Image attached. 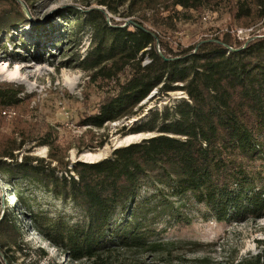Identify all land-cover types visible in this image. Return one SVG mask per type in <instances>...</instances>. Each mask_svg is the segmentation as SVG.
Listing matches in <instances>:
<instances>
[{
	"label": "trees",
	"instance_id": "16d2710c",
	"mask_svg": "<svg viewBox=\"0 0 264 264\" xmlns=\"http://www.w3.org/2000/svg\"><path fill=\"white\" fill-rule=\"evenodd\" d=\"M9 1L16 5L0 7V30L16 23L28 25L31 20L19 2ZM153 1L115 0L118 6H113L101 0V4L114 13L127 6L128 14H133L151 9ZM165 1L199 10L212 0ZM236 4L238 17H252L255 11L264 16L261 0L254 1L255 7ZM67 12L75 25L63 39L72 42L83 31L91 33V47L79 63L83 68L105 77L126 67L130 70L87 124L101 129L130 119L155 90L159 96L175 91L186 96L151 111L127 132L151 136L117 147L95 162L77 161L69 168L65 155L54 153L47 163L33 155L19 162L15 151L22 146L12 143L0 149V180L17 197L13 211H6L0 220V249L6 258L0 257V264H42L46 256L44 250L31 253L23 238L12 246L1 241L3 224L6 230L19 231L14 215L21 213L70 261L90 264H147L124 262L120 254L169 252L174 243L159 238V226L192 223L189 208L193 206L204 208L199 212L205 219L217 221L264 217V37L234 42L228 34L222 40H205L162 55L157 40L164 49L165 45L156 23L150 25L152 29L141 20L128 26L110 23L98 8L69 7ZM18 40L23 42V36ZM146 57L150 62L144 64ZM17 95V89L0 88V104H14ZM44 144L52 146L46 139ZM24 179L42 184L55 198L72 204L78 214L37 212L20 186ZM259 242L257 254L229 264H264V239ZM16 253L24 258L22 263ZM181 264L214 263L203 258Z\"/></svg>",
	"mask_w": 264,
	"mask_h": 264
},
{
	"label": "rangeland",
	"instance_id": "374dc122",
	"mask_svg": "<svg viewBox=\"0 0 264 264\" xmlns=\"http://www.w3.org/2000/svg\"><path fill=\"white\" fill-rule=\"evenodd\" d=\"M17 1L31 22L28 25L16 23L0 30V88L17 89L19 99L7 107L0 104V149L12 143L22 146L15 151L19 162L25 155H33L44 158L47 163L50 153L65 155L69 168L77 161L101 160L117 147L151 136L147 132H127L151 111L186 96L183 91L159 96L155 90L140 104L137 115L132 118L106 124L101 129L87 124L89 117L97 113L101 104L129 77L130 70L126 67L112 77H105L97 70L85 69L79 64L91 47V33L90 30L83 31L72 42L63 39L75 25L73 16L67 12L69 7L82 11L101 9L110 23L122 26L141 20L152 29L150 25L156 23L165 45L164 49L157 40L156 46L162 55L198 46L205 40H222L228 34L234 42L264 34V16L258 17V11L252 17L236 15V3L255 7V0H212L208 7L199 10H185L181 6H170L165 0H155L151 9L133 14H128L127 6H119L117 13L111 12L101 0ZM105 1L118 6L115 0ZM261 1L264 10V0ZM11 3L16 5L9 0H0V7ZM8 28L12 32H7ZM238 31L241 37L251 33L241 38ZM20 35L23 42L18 40ZM5 45L7 48L3 49ZM148 62L150 59L144 58L143 63ZM109 68H112L111 64H108ZM10 72H16L13 79L6 78ZM124 125L126 129H123ZM44 138L51 142V147L44 144ZM34 163L42 165L39 161ZM20 186L35 210L43 215L78 214L72 204L55 198L38 182L24 179ZM16 200L6 183L0 180V220L6 211L9 214L13 211ZM16 208H20L18 203ZM199 209L204 210L203 207L189 208L193 220L188 225L159 226V238L165 243H174L169 252H127L120 254V259L124 262L146 261L147 264H181L208 258L214 264H229L259 252V241L264 239V217L242 222L217 221L205 219ZM14 219L19 231L6 230L7 224H3L2 242L12 246L15 240L23 238L31 253L44 250L46 256L42 257V264H90L87 260L70 261L62 250L30 226L29 216L21 213L14 215ZM16 255L22 263L24 258L20 253Z\"/></svg>",
	"mask_w": 264,
	"mask_h": 264
},
{
	"label": "water",
	"instance_id": "95a60500",
	"mask_svg": "<svg viewBox=\"0 0 264 264\" xmlns=\"http://www.w3.org/2000/svg\"><path fill=\"white\" fill-rule=\"evenodd\" d=\"M26 15L28 16L27 13H26ZM28 18H30V17L28 16ZM257 37H264V34H258V35L251 36L250 38L247 39V42L249 40L254 39V38H257ZM228 48L231 49V50L233 49L232 47H228ZM144 138H147V136L144 137ZM131 143H133V142H131ZM131 143H128V144H131ZM85 162H95V161H85ZM0 256L2 257V259H4V261L6 260L5 255H4V253L1 250H0Z\"/></svg>",
	"mask_w": 264,
	"mask_h": 264
},
{
	"label": "bare ground",
	"instance_id": "6f19581e",
	"mask_svg": "<svg viewBox=\"0 0 264 264\" xmlns=\"http://www.w3.org/2000/svg\"><path fill=\"white\" fill-rule=\"evenodd\" d=\"M247 33H249V32H247ZM251 33V32H250ZM6 70H8V68L6 69ZM9 72V71H8ZM17 72H19V68L17 69ZM15 74H16V72L15 73H8L7 74V77L6 78H9V79H13L14 77H15ZM129 139V138H128ZM87 156V155H86ZM89 158V157H88Z\"/></svg>",
	"mask_w": 264,
	"mask_h": 264
},
{
	"label": "built area",
	"instance_id": "2783aa9c",
	"mask_svg": "<svg viewBox=\"0 0 264 264\" xmlns=\"http://www.w3.org/2000/svg\"><path fill=\"white\" fill-rule=\"evenodd\" d=\"M250 33H248V34H244L245 36H243V37H241V34L239 33V31H238V36H240L241 38H244V37H246L247 35H249Z\"/></svg>",
	"mask_w": 264,
	"mask_h": 264
}]
</instances>
